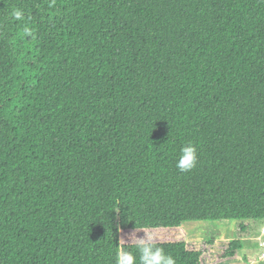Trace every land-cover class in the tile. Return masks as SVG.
I'll list each match as a JSON object with an SVG mask.
<instances>
[{
	"label": "trees",
	"instance_id": "obj_1",
	"mask_svg": "<svg viewBox=\"0 0 264 264\" xmlns=\"http://www.w3.org/2000/svg\"><path fill=\"white\" fill-rule=\"evenodd\" d=\"M232 220L152 242L226 264L264 224V0H0V264H140L120 232Z\"/></svg>",
	"mask_w": 264,
	"mask_h": 264
},
{
	"label": "rangeland",
	"instance_id": "obj_2",
	"mask_svg": "<svg viewBox=\"0 0 264 264\" xmlns=\"http://www.w3.org/2000/svg\"><path fill=\"white\" fill-rule=\"evenodd\" d=\"M240 223L232 221H185L181 227L175 230H135L120 232V242H136V238H144L151 234L154 240H185L189 245L195 247V242H205L209 238L217 241H226L242 235L239 228ZM250 228L252 225L250 224ZM252 232L242 238L240 259L226 264H263L258 258V245L252 240ZM245 235V234H244ZM124 241H123V240ZM245 257V258H244Z\"/></svg>",
	"mask_w": 264,
	"mask_h": 264
},
{
	"label": "clouds",
	"instance_id": "obj_3",
	"mask_svg": "<svg viewBox=\"0 0 264 264\" xmlns=\"http://www.w3.org/2000/svg\"><path fill=\"white\" fill-rule=\"evenodd\" d=\"M196 161V148L189 144L181 149L177 167L181 171H188L195 166ZM153 240L154 237L151 234H146L144 238H136L135 247L140 253V264H175L174 259L166 255L162 248L156 246L152 242ZM124 242L125 244H129L126 241ZM130 243H132V240ZM116 264H136V257L130 251L121 248L117 254Z\"/></svg>",
	"mask_w": 264,
	"mask_h": 264
},
{
	"label": "built area",
	"instance_id": "obj_4",
	"mask_svg": "<svg viewBox=\"0 0 264 264\" xmlns=\"http://www.w3.org/2000/svg\"><path fill=\"white\" fill-rule=\"evenodd\" d=\"M251 238L258 245V258L264 262V224H262L254 233H252Z\"/></svg>",
	"mask_w": 264,
	"mask_h": 264
}]
</instances>
